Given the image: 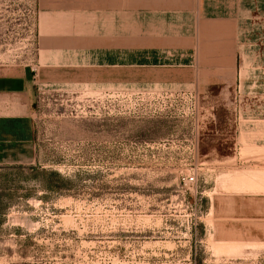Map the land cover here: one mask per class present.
<instances>
[{
	"label": "rangeland",
	"instance_id": "rangeland-1",
	"mask_svg": "<svg viewBox=\"0 0 264 264\" xmlns=\"http://www.w3.org/2000/svg\"><path fill=\"white\" fill-rule=\"evenodd\" d=\"M140 4L0 0V74L40 65L60 23L135 19ZM160 4L173 23L235 19L248 44L205 27L200 77L187 86L36 87L27 158L0 165V264H264L251 221L264 215L254 201L264 199V0ZM239 53L242 88L238 59L228 75L214 71Z\"/></svg>",
	"mask_w": 264,
	"mask_h": 264
},
{
	"label": "crops",
	"instance_id": "crops-1",
	"mask_svg": "<svg viewBox=\"0 0 264 264\" xmlns=\"http://www.w3.org/2000/svg\"><path fill=\"white\" fill-rule=\"evenodd\" d=\"M160 1L140 0V11L134 14L135 19L132 13L125 11L124 18L118 14L119 18L114 17L109 23H60L67 31L59 38L47 40L45 52L39 58L37 54V60L42 62L37 64L35 72L23 69L0 74V165L16 164L27 158L22 151L29 149L32 138L30 120L36 87L82 84H107L123 89L187 86L200 77L202 69L197 63H200L198 53L205 27L226 26L232 29L233 44L242 48L248 44L241 42V23L235 19L207 16L200 18L198 23H173L165 18L171 14H164L166 8ZM187 6L196 15L195 3L191 7L187 3ZM260 24L252 23L251 35H247L253 44L254 38L261 35L254 27L259 28ZM195 38L199 44H195ZM242 56L235 54L231 64L214 70L228 75L238 59L234 77L238 88H242V75L246 73L240 65ZM209 72L212 75V68ZM254 201L264 207V199ZM243 205H234V210L245 211L241 208ZM251 217L253 234L264 236V230L255 231L256 223L264 222V215Z\"/></svg>",
	"mask_w": 264,
	"mask_h": 264
},
{
	"label": "built area",
	"instance_id": "built-area-1",
	"mask_svg": "<svg viewBox=\"0 0 264 264\" xmlns=\"http://www.w3.org/2000/svg\"><path fill=\"white\" fill-rule=\"evenodd\" d=\"M29 69H30L31 73L35 72V67L30 66ZM194 123L197 125V121H195ZM192 138H193L192 139L193 140V144H192V146L190 148V152L195 157V156L198 155V150H197L198 129H197V126L195 127V129L192 130ZM195 182L196 181H195V179L193 177H189L187 179V183L193 184Z\"/></svg>",
	"mask_w": 264,
	"mask_h": 264
}]
</instances>
